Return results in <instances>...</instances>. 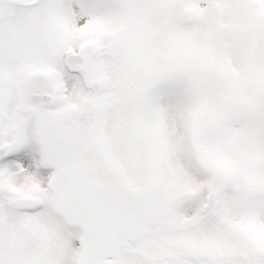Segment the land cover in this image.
<instances>
[{"label": "snow or ice", "instance_id": "snow-or-ice-1", "mask_svg": "<svg viewBox=\"0 0 264 264\" xmlns=\"http://www.w3.org/2000/svg\"><path fill=\"white\" fill-rule=\"evenodd\" d=\"M0 264H264V0H0Z\"/></svg>", "mask_w": 264, "mask_h": 264}]
</instances>
